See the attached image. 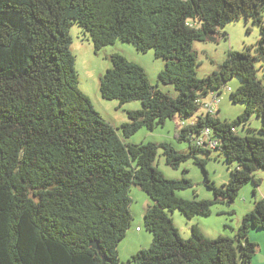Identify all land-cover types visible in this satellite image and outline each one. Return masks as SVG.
Here are the masks:
<instances>
[{
    "label": "trees",
    "instance_id": "trees-1",
    "mask_svg": "<svg viewBox=\"0 0 264 264\" xmlns=\"http://www.w3.org/2000/svg\"><path fill=\"white\" fill-rule=\"evenodd\" d=\"M241 17L259 26L256 54L251 46L229 50L218 70L198 77L193 42L216 40L219 27ZM73 24L94 51L118 40L140 52L152 49L164 61L158 81L172 85L176 97L154 89L141 66L113 53L112 66L99 78L101 97L141 103L114 128L78 87ZM234 76L242 83L232 90L226 83ZM224 88L243 111L232 120L214 111L182 122L177 138L189 142L188 152L167 142L126 143L117 134L120 129L128 138L174 116L188 118L201 99ZM253 114L264 133V0H0V264H120L117 245L132 220L131 185L152 201L143 215L152 240L130 261L251 264L258 244L248 233L264 228V198L253 201L233 237L209 238L191 225L183 238L168 212L207 216L214 203H232L246 183L259 185L254 172L264 169V137L236 130ZM205 129L214 148L197 141ZM158 148L170 167L193 158L205 175L206 158L197 154L218 150L229 179L215 186L206 176L212 200L181 198L176 191L192 182L164 177L154 166Z\"/></svg>",
    "mask_w": 264,
    "mask_h": 264
},
{
    "label": "rangeland",
    "instance_id": "rangeland-1",
    "mask_svg": "<svg viewBox=\"0 0 264 264\" xmlns=\"http://www.w3.org/2000/svg\"><path fill=\"white\" fill-rule=\"evenodd\" d=\"M70 34L72 37L70 50L75 59L74 68L78 76V87L90 99L94 109L114 128L119 127L127 121V110L140 109L141 103L138 100H133L119 105L117 100H105L101 97L99 78L112 66L109 55L119 53L127 60L138 64L144 69L154 89L176 97L177 91L172 85L162 84L158 81V73L164 67V61L161 58H157L152 49L147 52H140L132 44L118 40L114 44L94 51L90 38L87 35H83L82 29L77 24L71 26ZM223 34H225V37ZM259 37V26L253 23L252 19L245 20L244 17H241L228 21L225 26L219 27L216 40L193 42L192 49L196 52L197 56V76L202 77L214 70H218L219 65L226 59L229 50L245 51L247 47L251 46L250 53L255 55V46ZM260 62L256 64L258 75L262 73L259 66ZM241 83L242 80L234 76L226 83V86L235 90ZM212 92L218 98L214 109L215 112L212 116L218 117L222 121L232 120L243 111L244 104L233 103L229 98L226 88L220 94L217 91ZM201 113H205V109L202 106L188 118L181 119L178 116H174L152 130H148L145 127L140 128L128 138L123 137L120 129L116 131L119 137L126 143L139 144L151 142L160 144L167 142L175 150L188 152L189 142L179 140L177 135L183 126L182 122L189 124ZM261 124V118L253 114L244 126L237 125L236 130L240 136L254 133L256 136L264 137V133L259 130ZM197 157L206 158L205 169L207 175H205L202 167L194 162L193 158L182 162L178 168L170 167L165 163L161 148L157 149L154 166L168 179L187 178L192 182L191 187L176 191V195L179 197L189 200H212L214 194L206 185V176L215 186H220L228 181L230 169L218 150L212 149L209 154L205 155L198 153ZM234 166L235 164H232L230 168ZM254 176L259 181L258 186L252 181L246 183L239 190L236 199L232 203H214L211 207V213L207 216H195L194 218L187 219L178 210L168 212L181 237L188 238L190 236L191 225H197L201 232L209 238H215L220 234L233 237L240 225L242 216L252 209L253 201L264 198V169L256 170ZM128 194L131 199L129 209L132 214V220L125 233V237L117 245L120 264H136L130 261V257L138 250L149 247L152 240L151 234L145 229L143 223L145 208L152 202L150 197L137 185H131ZM137 228L138 230L140 229V232L137 231ZM250 231H254L255 234L259 233L257 235L259 237L258 240L264 244V228H251ZM255 242L258 244L259 250L260 244L258 241ZM258 250L255 255H262L263 253H259Z\"/></svg>",
    "mask_w": 264,
    "mask_h": 264
},
{
    "label": "built area",
    "instance_id": "built-area-1",
    "mask_svg": "<svg viewBox=\"0 0 264 264\" xmlns=\"http://www.w3.org/2000/svg\"><path fill=\"white\" fill-rule=\"evenodd\" d=\"M206 100L204 99H201L200 100V107H204L205 109V113H213L214 112V109H215V105L217 104L218 102V98L217 96L215 95H210L209 98H205ZM209 130L205 129L203 131V134H202V137L201 139L197 140L198 143H202L203 141H205V144L207 147H210V148H214L215 145H216V141H209V140H206L205 137L208 136L209 134Z\"/></svg>",
    "mask_w": 264,
    "mask_h": 264
},
{
    "label": "crops",
    "instance_id": "crops-1",
    "mask_svg": "<svg viewBox=\"0 0 264 264\" xmlns=\"http://www.w3.org/2000/svg\"><path fill=\"white\" fill-rule=\"evenodd\" d=\"M137 231L140 232V229L138 230V228H137ZM258 234H255L254 231H250L249 232V239L253 240L254 242L255 241L259 242L260 246H259L258 252L261 253V254L263 253V254L260 255V256L259 255H254L251 264H264V244H262V242L258 240V238H259V237H257ZM257 256H259V257H257Z\"/></svg>",
    "mask_w": 264,
    "mask_h": 264
},
{
    "label": "water",
    "instance_id": "water-1",
    "mask_svg": "<svg viewBox=\"0 0 264 264\" xmlns=\"http://www.w3.org/2000/svg\"><path fill=\"white\" fill-rule=\"evenodd\" d=\"M92 246H93L95 249L99 250V247L97 246V243H96V242H93V243H92ZM103 260H105L104 257H103Z\"/></svg>",
    "mask_w": 264,
    "mask_h": 264
}]
</instances>
